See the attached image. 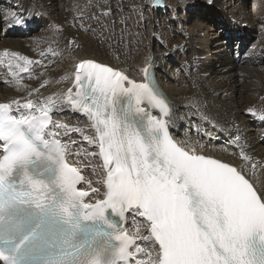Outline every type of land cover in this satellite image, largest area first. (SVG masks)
<instances>
[{
  "label": "snow or ice",
  "instance_id": "snow-or-ice-1",
  "mask_svg": "<svg viewBox=\"0 0 264 264\" xmlns=\"http://www.w3.org/2000/svg\"><path fill=\"white\" fill-rule=\"evenodd\" d=\"M93 7L100 10L91 19L100 23L102 36L114 27L115 21L101 22L113 7L108 0ZM148 7L168 6L151 0ZM116 11L125 26L123 41L127 21L134 15L139 26L145 7L129 0L131 15H124L123 0H117ZM69 44L80 47L75 40ZM0 63L18 88L28 89L26 97L0 103V264H264V188L245 174L258 165L243 147L246 163L234 167L177 140L174 106L156 81L151 57L142 82L80 59L72 86L60 99L45 100L39 95L48 80L33 87L18 76L33 64L47 67L42 61L5 50ZM65 111L80 114L75 125L53 119ZM249 114L256 115L253 109ZM259 118L264 122V113ZM202 119L216 126L208 115ZM73 134L87 147L80 143L73 153ZM240 140L237 135L233 143ZM72 155L76 164L69 162ZM84 160L93 173L100 169L96 183L104 198L95 202L85 198L101 188L83 174ZM84 184L88 190L78 187ZM129 222L135 231L124 226Z\"/></svg>",
  "mask_w": 264,
  "mask_h": 264
},
{
  "label": "bare ground",
  "instance_id": "bare-ground-1",
  "mask_svg": "<svg viewBox=\"0 0 264 264\" xmlns=\"http://www.w3.org/2000/svg\"><path fill=\"white\" fill-rule=\"evenodd\" d=\"M3 1L9 3V6L20 4L21 17L15 19L7 11L3 13L4 18L0 19V44H2L0 54L5 50L11 52L12 49H16L33 61H43L44 58L52 56V53L48 52L49 48L58 53L52 61L44 64L47 67L33 64L28 73H20L16 70L22 85L39 87V83L43 80L49 81L45 88L40 89L39 99L45 100L53 95L55 99H60L67 88L72 86L74 65L80 59H93L124 70L131 79L142 82L144 80L142 70L148 65L149 57H151V70L156 81L169 104L174 106L176 127L172 129V132L177 140L187 141L188 146L195 147L199 154L219 159L234 167H241L246 163L240 155L243 147L244 152L253 157L254 162L258 165L254 170L251 169V166L245 168L246 176L255 180L256 188H264V122L259 118L260 114L264 113V72L259 73L253 67H249L250 71H246L241 66L250 60L255 64V60L258 58L264 59V42L253 51L241 52L240 50L239 53L235 52L230 55V52L224 50V46L227 44H224L219 33L215 32L214 37H209L208 31L211 26L205 25L201 21L197 24L199 37L197 39H194L192 29L186 27L185 31L181 28L185 37V46H183L181 36L171 32L173 25L171 14L164 11V7H148L151 0H135L136 3L144 5L145 19L140 20L139 26H137V18L132 15L127 21L129 34L125 35L123 41H121V30L125 26L119 23L120 13L116 11L117 0L115 2L108 1L113 7L114 19L111 18V22H101L111 25L115 20V24L113 28L103 30L102 36L100 35L102 31L100 23L90 25L91 21L88 20L84 24L83 13L79 16L67 15L65 20L61 14L57 20V16L55 17L53 13V0H46L47 2L45 0ZM242 1V6H246L245 0ZM128 2L129 0L123 1L124 15L130 14L126 10ZM48 3L50 5H47ZM254 4L256 5V3L252 5L254 6ZM204 8V13L213 17L214 20L223 13L220 3L211 4L210 7L204 6ZM253 8H255L253 16L264 17L262 2ZM60 11L62 13V8ZM74 12H83V8L78 7ZM24 16H29V20L23 27L12 26L15 24L14 21H22ZM243 18L241 21L228 19L226 22L220 21L219 24H223L228 33H235L248 30L257 21L251 22L246 13ZM243 22L249 24L247 28L242 25ZM37 24L43 31L39 38L31 39L29 37L31 34H24V43L20 41L2 43L3 34L11 35L10 28L16 27L21 30ZM219 24L217 22L216 26ZM54 25L59 26V31L53 27ZM28 31L30 32V30ZM153 33L158 38H154ZM171 35L174 40L169 38ZM72 40L78 41L80 47L73 49L69 44V41ZM27 41L31 43L28 49L24 45L29 44ZM169 41L171 42L169 46L175 45V49H166ZM163 43L167 44L166 47ZM177 45L180 46L179 49H177ZM216 46L219 49L216 56L220 62L206 65V61L213 55L215 56L213 47ZM42 52L45 53L43 57L40 55ZM164 53H168V55L165 56ZM204 57H206L205 62H203ZM260 65L262 64H259L258 67ZM41 72L44 73L43 76H39ZM241 72L245 76H241ZM249 73H253L252 76H249ZM30 74L33 77L39 76V79H29ZM66 75L69 76V79L58 82L60 77ZM239 77H243L244 80L246 77L251 78V81L248 83L243 81L241 84ZM27 91V88L17 87L16 80L9 72L7 64L0 63V102L7 103L13 99L26 97ZM30 98L35 99L36 97ZM249 109H253L256 115L249 114ZM244 112L248 113L249 121H247ZM153 114H156L155 111ZM202 115L211 117L216 126L214 127L213 123L203 120ZM77 117H80L79 113L65 111L55 113L53 119L75 125ZM237 135L241 137L238 144L233 143ZM73 138L78 141L76 145L69 144L73 153L80 151V143L87 147L86 142L79 140L78 134H73ZM63 140L67 141L68 138L64 137ZM200 145H204V147L201 148ZM78 159L76 155L69 157L72 164H76ZM79 166L82 168L83 174L93 180V186L101 188L98 194L90 193V197H86L85 200L93 202L103 199L104 189L96 183L98 179L102 178L99 167L93 173V166L89 165L87 160H84ZM81 187L88 190L86 184ZM125 227H128L130 231H135L131 222ZM141 231L145 230L141 229Z\"/></svg>",
  "mask_w": 264,
  "mask_h": 264
},
{
  "label": "rangeland",
  "instance_id": "rangeland-1",
  "mask_svg": "<svg viewBox=\"0 0 264 264\" xmlns=\"http://www.w3.org/2000/svg\"><path fill=\"white\" fill-rule=\"evenodd\" d=\"M108 1L109 2H115V0H112V1L108 0ZM123 1H128V0H123ZM45 2H47V1L45 0ZM96 2H97V0H53V4H54L53 5V13H54L55 17L57 16L56 17V19L58 18L57 20H59V18L61 17V14H63V19L65 20L67 18V15L79 16L81 13H83L82 17H83L84 24H86L87 21L90 20L91 21L90 25H94L97 22L95 21V23H94V20L91 19V16L93 14H98L99 11H100L99 9L93 7V5L96 4ZM212 2L209 3V0H163V4L168 6L167 8L164 7V11H166L169 14H171V20L173 21L172 22L173 25H172L171 32L173 31L174 33H176V34L181 36V38L183 39V42L181 44L183 46H185V37L183 35V32H182L181 28L184 29L185 31H186V27H188V29H192L193 30L194 39H197V38H199L198 35H197V29H198L197 24H199V22L202 21L201 23H204L205 25H208V26L210 25L211 26V28L208 31L209 37H214L215 36L214 33L218 32L219 33L218 35H220V37L223 40H225V38H223V37H226V36L221 35L222 34L221 33V29L223 27L221 26L222 24H219V22L220 21L221 22H223V21L226 22L229 19V18L225 17V14H227L228 16H231L232 18H235V19L241 21V20L244 19L243 18L244 17V13H246L247 17L251 20V22L255 21V20H257V21H255V24L253 25V27H250L248 29V30H250L251 35H249L250 38H248V41L246 43L244 42L245 50H244V48L240 49L241 52H245L246 50L253 51L255 48H258L260 45L263 44V42H264V17H257L256 15H254L255 17L253 16L254 10H255V8H253V7H256L261 2H262V4H264L263 0H259V1L258 0H245L246 6H242V2H243L242 0H214ZM124 3H126V2H124ZM215 3H217V4L220 3V7H222V9H223V13L221 14V16H217L216 20H214L213 17L206 15L204 13V11H203L205 9L204 6H209L210 7L211 4H215ZM253 3H256V5L254 4V6H253L252 5ZM9 5H10L9 3H6L3 0H0V19L2 20L4 18V14L3 13H5V11H7L10 15H12V17H14L15 19H20V17H21L20 8H19L20 4L19 5L14 4L13 5L14 7L13 6H9ZM47 5H50V3H48ZM68 6H69V8H68ZM78 7H82L83 8V12L75 13L74 10L76 8H78ZM61 8H62V13L60 11ZM67 9H68V11H67ZM230 12H232L233 14H230ZM113 13H114V10H113ZM127 13L129 14L128 11H127ZM111 18H113V15L111 17H109L108 19L102 17L101 21H103V22H111ZM27 20H29V16H24L22 21H20V23H17V22L14 21V23H15L14 25H16L18 27H23V25L26 23ZM187 20H189V21H187ZM217 22H218L219 25L216 26ZM19 25H21V26H19ZM247 25H249V24H247ZM255 25H257V26H255ZM173 26H174V28H173ZM14 28H16V27H12L9 30L10 31L14 30ZM16 30L17 31H13V32L11 31L10 32V34H11L10 36H6V35L3 34V37H2L3 38V42L2 43L3 44H8L10 42L13 43L14 41L15 42L16 41L23 42L24 39H25V37H23L24 34H27V35L31 34L29 36L31 39H37V38H39L42 35V32H43L42 29L40 28V25H38V24L35 25V26L33 25L31 27H28V28H23L21 30L16 28ZM28 30H30V32ZM238 32H241V31H238ZM245 32H248V31L245 30ZM169 38L171 40H174V37L172 35ZM27 42H29V44H27V45L24 44L26 49H28L29 46L31 45L30 41H27ZM239 42H241V39H240ZM169 43H171V42L169 41L167 43L168 47L166 49L167 50H169V48H172V50L175 49L174 48L175 45L169 46ZM239 44H241V43H239ZM244 44H243V46H244ZM166 45L164 44V47H166ZM234 45H235L234 42L231 43V46H232L231 49L232 50H234V48H235ZM1 46H2V44H0V49H1ZM246 46H247V48H246ZM229 48H230V46H229ZM218 50L219 49H217V46L213 47V51L215 52V56L213 55L207 61H206V57H204L203 62L206 61V65L219 63L220 61H218V58L216 56V54L219 52ZM14 51H16L17 53L21 54L16 49H14V50L12 49L11 52H14ZM55 56L52 55L50 57L44 58L43 61H42L43 65L45 63L49 62V61H52L55 58ZM247 61H249V60H247ZM257 61H259V63ZM254 63L255 64H253L252 60H250L247 64H243L241 66L243 68H245L246 71H250L249 67H253V69L255 71H258L259 73H263L264 72V59L258 58L257 60H255ZM259 64H262L261 65L262 67H258ZM249 74H250L249 76H252L253 73H249ZM242 75H244V74L241 72V76ZM243 81H246V83H248V82L251 81V78H247L246 77L245 80L243 79V77L240 78L241 84L243 83ZM261 82H262V80H261ZM244 115H245L247 121H249V118L247 117L248 113L244 112Z\"/></svg>",
  "mask_w": 264,
  "mask_h": 264
}]
</instances>
